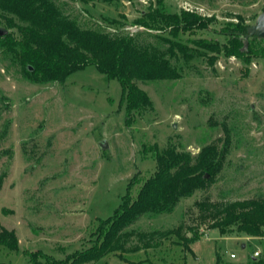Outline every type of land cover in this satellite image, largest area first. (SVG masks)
Instances as JSON below:
<instances>
[{"label":"rangeland","instance_id":"374dc122","mask_svg":"<svg viewBox=\"0 0 264 264\" xmlns=\"http://www.w3.org/2000/svg\"><path fill=\"white\" fill-rule=\"evenodd\" d=\"M53 1L82 29L133 35L160 49L180 78L137 82L152 108L134 113L127 125L120 83L94 65L64 82L34 83L0 48V233L13 231L19 246H0V263L29 264L27 254L37 251L64 260L89 248L100 220L114 214L132 179L143 182L154 174L156 150L197 155L211 143L221 148L226 138L215 184L181 199L172 213L146 215L127 228V249H141L125 252V260L111 254L90 264H218V258L249 264L256 251L264 260V237L222 235L197 205L264 197V39H250L244 55L227 54L224 47L231 44L221 33L239 23L255 26L264 0ZM155 9L165 15L194 12L212 22L176 36L171 28L136 24ZM1 14L0 29L16 32ZM165 39L185 45L190 59L179 50L173 55ZM141 184L133 187V197ZM178 228L184 237L195 230L201 238L187 247L169 234Z\"/></svg>","mask_w":264,"mask_h":264},{"label":"trees","instance_id":"16d2710c","mask_svg":"<svg viewBox=\"0 0 264 264\" xmlns=\"http://www.w3.org/2000/svg\"><path fill=\"white\" fill-rule=\"evenodd\" d=\"M0 11L8 28L16 29V32L10 31L0 36V48L12 54L27 78L40 84L64 82L72 73L94 65L108 79H116L120 83L121 104H126L127 125L131 124L134 113L152 108L148 93L137 82L180 78L177 68L160 49L140 43L133 35L82 29L76 21L63 15L53 0H0ZM211 22L209 17L194 12L165 15L155 9L143 14L136 24L150 30L171 28L176 36L181 30L206 29ZM249 27L239 23L232 28L227 26L221 29L231 44V49L224 47L227 54L244 55L248 52L246 40L264 39L257 35L249 36ZM165 41L171 43L170 52L173 55L179 50L186 60L190 59L185 45L176 40ZM203 46L209 50H219L217 44ZM262 53L264 55L263 48ZM223 142L221 148L217 143H211L197 155L174 148L156 150V171L143 182L137 177L132 179L127 194L122 197L114 214L100 220L92 246L77 250L64 260H56L41 251L28 253L29 264H90L111 254L125 260V252L141 249L139 246L127 249V240L131 236L125 232L127 228L143 216L172 213L181 199L215 184L225 163L229 139ZM137 184L141 186L133 197L132 189ZM197 205L212 217L211 228L218 229L222 235L238 233L264 237V197L220 204L206 200ZM169 234H176L187 247L201 238L195 230L192 237H184L181 228ZM164 235L167 237L168 234ZM0 246L18 250L15 233L3 230L0 233ZM144 247H150V243L144 244ZM218 264H222L220 258ZM249 264H264V260L255 258Z\"/></svg>","mask_w":264,"mask_h":264},{"label":"water","instance_id":"95a60500","mask_svg":"<svg viewBox=\"0 0 264 264\" xmlns=\"http://www.w3.org/2000/svg\"><path fill=\"white\" fill-rule=\"evenodd\" d=\"M249 32H250L249 36L257 35L261 38H264V13L259 16L255 26L249 27ZM7 33L8 31L0 29V36H5ZM247 44H248V41L246 40L245 46H247ZM100 146L101 147L107 146V143L105 142V140L101 142ZM253 259H255V257Z\"/></svg>","mask_w":264,"mask_h":264},{"label":"built area","instance_id":"2783aa9c","mask_svg":"<svg viewBox=\"0 0 264 264\" xmlns=\"http://www.w3.org/2000/svg\"><path fill=\"white\" fill-rule=\"evenodd\" d=\"M260 254H261V253H260L259 251H256V252H254L253 255H254L255 258H258V257L260 256ZM234 257H235V255L232 254V255H231V258H234Z\"/></svg>","mask_w":264,"mask_h":264}]
</instances>
